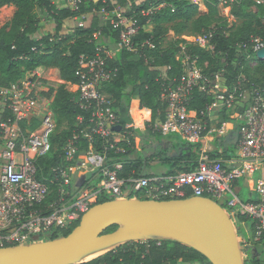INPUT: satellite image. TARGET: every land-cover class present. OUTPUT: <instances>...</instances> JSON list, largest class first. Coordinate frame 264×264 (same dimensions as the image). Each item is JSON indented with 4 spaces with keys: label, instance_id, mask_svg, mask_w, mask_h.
<instances>
[{
    "label": "built area",
    "instance_id": "2783aa9c",
    "mask_svg": "<svg viewBox=\"0 0 264 264\" xmlns=\"http://www.w3.org/2000/svg\"><path fill=\"white\" fill-rule=\"evenodd\" d=\"M61 1L64 8L76 11L84 0H57L56 3ZM234 1L221 0L219 7L231 9ZM262 2L257 0L258 4ZM121 10L116 8L113 15L117 20L112 19L114 27L121 28L119 44L115 48L99 44L93 59H81L76 72L78 83L66 85L81 108L90 113L89 125L82 132L90 142L89 151L78 153L77 134L63 149L66 160L71 162L77 158L78 165L52 167L51 180L39 178L43 174L39 161L53 148L51 136L56 131V119L52 109L54 95L48 96L52 86L38 69L27 73L19 82L0 88V116L6 111L11 116L7 121L0 120V249L53 240L58 233L80 222L103 196L112 200L157 201L209 198L225 210L234 224L240 216L251 219L257 240L264 234V176H257L264 169V88L250 84L244 75L229 84L224 70L205 74L199 56L189 54L186 47L214 51V31L183 37L185 43L180 44L176 57L183 66V76L175 86H162L161 100L166 104L164 121L152 124L150 116L143 120L142 127L133 121L123 126L124 119L115 112L113 100L100 89L116 76L110 68V59L122 49L133 50L138 29L133 20L120 15ZM230 12L222 16L235 22ZM101 14L106 19L112 15L104 9ZM241 47L251 67L264 62V41L252 38L250 46ZM196 92L211 98L201 110L192 108ZM136 107L139 113L145 111L139 100ZM223 112L232 122H221ZM35 119L40 121L38 129L23 133L21 124L30 125ZM117 126L122 127L120 132L115 131ZM130 129L149 130L163 138L173 134L181 136L183 142L194 148L197 159L191 164L195 167L169 176L121 177L119 171L123 164L111 166L109 152H124L122 144L129 142ZM234 131L236 137L229 141ZM135 140L143 142L139 136ZM97 143L101 144V150L97 149ZM186 164L183 168L188 167ZM84 173L90 174L91 180H98L97 185L84 181L77 186L74 178ZM240 180H244V187L257 194V199L241 198ZM56 181L58 194L51 198L50 185Z\"/></svg>",
    "mask_w": 264,
    "mask_h": 264
},
{
    "label": "trees",
    "instance_id": "16d2710c",
    "mask_svg": "<svg viewBox=\"0 0 264 264\" xmlns=\"http://www.w3.org/2000/svg\"><path fill=\"white\" fill-rule=\"evenodd\" d=\"M57 0H0V9L13 6L16 11L13 18L0 28V88L8 87L24 78L29 72L39 68L56 69L63 84L57 88H51L48 96L54 95L52 109L56 119V131L51 136L52 151L40 161L43 174L39 178L52 179L51 168L60 166L69 168L78 165L76 158L67 161L64 155V147L75 135H79L78 153L85 154L89 151V140L82 135L83 130L89 125L90 113L81 108L75 94L66 89L69 83H78L76 72L80 67L81 59L90 60L96 56V48L104 44L111 48L120 42L121 28H115L112 19H116L113 12L116 8L125 10L124 16L135 22L138 29L133 38V50L122 49L110 59V68L116 72V76L108 83L101 85L100 89L114 102V110L122 119L131 107L132 100H139L142 110H150L152 124L156 121H164L166 104L161 100L163 84L176 85L183 76V66L177 60L181 43H185L183 36L205 35L214 31L213 44L215 50L203 49L188 45L187 52L197 55L200 65L207 75L225 71L228 83L232 84L244 75L246 80L255 86L264 88V62H259L255 67L248 64L244 48L250 46L252 38L264 41V0L258 4L257 0H235L231 5V16L235 22L229 24V20L222 16L220 10L221 0H201L206 12H200L199 5L192 0H98L82 1L78 10L59 8ZM160 6H163L159 8ZM112 14L107 21L101 10ZM37 10L47 12L53 20L56 28L55 35L45 34L41 38L37 35L42 30V24ZM151 11L148 15L147 13ZM112 18V19H111ZM81 19L82 26L72 29V32L63 33L66 21ZM148 27H151L149 30ZM170 33L175 37L169 39ZM98 34V39L95 38ZM108 42H105V39ZM242 50V51H241ZM248 53H251V50ZM192 108L203 109L211 98L198 92ZM133 110L137 107L134 106ZM150 114L148 111H142ZM11 118L8 111L0 116L1 121ZM82 119V122L80 121ZM231 121V118L223 112L221 122ZM128 123L124 119L122 125ZM40 126L39 119L32 120L30 125L21 124L23 133L28 130H36ZM129 142L123 143L124 152L112 150L109 152L111 166L122 163L119 171L121 177L140 176L144 160L153 161L155 158L163 162H188V167L183 171L192 170L197 159L193 147L185 142L179 143L183 149L178 151L168 136L171 145L166 151V144H162L163 137L152 134L149 130H129ZM151 134L157 143L153 145L154 152L150 158H141L137 154V136L145 138ZM236 137V131L229 141ZM97 149L101 150V144L97 143ZM191 164V165H189ZM54 175V174H53ZM85 181V180H84ZM98 180L94 181L97 185ZM52 196L58 194V181L51 184ZM246 194V192H245ZM107 196L100 197L94 205L111 201ZM240 222L245 223L250 231H253V244L246 251L251 252L250 258L245 264H264V234L258 240L255 238L254 222L245 217H239ZM79 222L68 229L58 233L54 239L69 235ZM118 226L106 230L114 232ZM79 264H211L208 258L194 247L176 240H148L132 241L110 252L94 258L93 260Z\"/></svg>",
    "mask_w": 264,
    "mask_h": 264
},
{
    "label": "water",
    "instance_id": "95a60500",
    "mask_svg": "<svg viewBox=\"0 0 264 264\" xmlns=\"http://www.w3.org/2000/svg\"><path fill=\"white\" fill-rule=\"evenodd\" d=\"M114 129L120 132L122 127ZM84 180L83 177L79 186ZM114 226L118 229L105 233ZM142 235L180 241L199 250L211 264H245L230 216L219 204L203 197L100 203L85 213L79 225L65 237L1 248L0 264H79L75 263L78 255L107 246L118 248Z\"/></svg>",
    "mask_w": 264,
    "mask_h": 264
},
{
    "label": "rangeland",
    "instance_id": "374dc122",
    "mask_svg": "<svg viewBox=\"0 0 264 264\" xmlns=\"http://www.w3.org/2000/svg\"><path fill=\"white\" fill-rule=\"evenodd\" d=\"M137 3H140L141 1L143 0H136ZM193 2H196L198 5H199V9H200V12L204 13L206 12V9L205 7L203 6V4L201 3V0H192ZM57 4V3H56ZM57 6L59 8H64V4L63 2L61 1L60 3L57 4ZM118 9V8H117ZM221 10V9H220ZM231 9H223L221 10V14H228V12L230 11ZM122 12L120 13L121 16L124 17V12L125 10H121ZM15 13V8L13 6H6V7H3L0 9V28L2 26H4L7 22H9L12 18H13V15ZM37 15L39 16L40 20H41V24H42V31H41V36L45 35V34H52V35H55L56 31H55V24L53 22V20L51 19V17L48 15V13L45 11H40V10H37ZM112 19V18H111ZM235 19V18H234ZM108 19H106L104 17V21H107ZM229 21L231 23L229 24H232L234 22L233 18L229 19ZM83 22L84 24V21H82L81 19H74V20H68L66 21L65 23V26H64V30H63V33H69V32H72L75 27L77 26H81V23ZM151 28V27H150ZM151 30V29H149ZM40 36V37H41ZM175 35L174 33H170V35L168 36L169 39H172L174 38ZM183 37H187V36H183ZM182 39H185L183 38ZM107 39V38H106ZM108 40V39H107ZM111 48H115L114 46H112ZM41 76L45 77L47 79V83L50 84V86H52L53 88H57L59 85H61V79L59 77V73L56 72V71H44ZM61 80V81H60ZM63 82V81H62ZM132 106H133V103L131 104V107L129 108L128 110V113H129V120L130 122H128L129 124H131V121H133L135 123V120H134V117L132 115ZM137 106V104H136ZM133 114H137L136 110H133ZM142 116V120H145V118L147 119V114L143 115L141 114ZM139 124V123H138ZM142 123H140L141 125ZM136 125V124H135ZM142 131H145L144 129H141ZM170 141L174 143V146L177 148L178 151H181L183 148L181 146H178L179 143L182 142V139H181V136L177 135V134H173L171 135V137H169ZM157 143L156 141V138L154 136H152L151 134H148L147 133V136L145 138H143V142H139L138 143V140H137V143H136V147H138L137 149V154L141 157V158H150L151 155L153 154L154 152V147L153 145H155ZM227 144L233 148V145L231 142H227ZM155 169L154 167H147L146 169V173H148L147 175L148 176H152V175H155L153 173H155ZM257 176L258 177H261L263 178L264 176V170L261 171V172H258L257 173ZM243 184L245 185V182L244 180H240V185L239 187L241 188L242 187V190L245 188L247 189V187H244ZM245 189L242 191H240V196L242 199H244L245 201L248 200V197H249V193L247 192L245 194ZM254 194V198H258L257 194L253 193ZM235 229H236V232H237V235H238V238H239V242H240V247H241V250H242V255H243V260L244 262H247L250 258V253L251 252H247L246 249L247 247H251L253 242V231H250L248 229V226L246 227V225H243L242 222H240V220L238 219L236 222H235ZM118 229V227H117ZM181 235V234H180ZM153 237V238H152ZM157 236V235H142L141 237L139 236L136 240L138 241H142V242H146L148 240H163L164 238H166L167 236ZM176 236H172V238H175ZM182 237V235H181ZM117 248V247H115ZM112 250V249H111ZM110 251V250H108ZM106 251V252H108ZM75 263H80V262H75Z\"/></svg>",
    "mask_w": 264,
    "mask_h": 264
},
{
    "label": "crops",
    "instance_id": "0c3cea01",
    "mask_svg": "<svg viewBox=\"0 0 264 264\" xmlns=\"http://www.w3.org/2000/svg\"><path fill=\"white\" fill-rule=\"evenodd\" d=\"M15 8V7H14ZM15 11H16V8H15ZM42 31V30H41ZM42 34H41V32L37 35V38H41L42 36H41ZM41 36V37H40ZM44 36V35H43ZM105 42H108V40L107 39H105ZM56 71V72H58L56 69H46V68H39L38 69V73H40V74H42L44 71ZM59 73V72H58ZM61 81V80H60ZM134 101V102H133ZM132 103H133V106H132V115H133V117H134V120H135V124H136V126H138V127H142V124L140 125V123H142L143 122V120H142V116H141V112L139 113L138 112V109H137V114L135 115V114H133V107L134 106H136V104H137V100H132ZM145 111H148L149 113H151V111L150 110H145ZM150 116H151V114H150ZM122 117H123V119H127L128 120V122L130 121L129 119V113H128V111H127V113L126 114H123L122 115ZM139 123V124H138ZM29 131V130H28ZM162 144H166V146H165V148H164V150L166 151L168 148H170V144H169V141H168V137H166V138H164L163 139V141H162ZM145 159V158H144ZM187 162L186 161H182V162H179L178 164H175L174 162H172V163H169V162H163V161H161V159H159V158H155V159H153V161H145L144 160V164H143V166H142V169H141V175H144V176H146V177H150V176H148L147 174L148 173H146V169H147V167H149V166H151V167H154V168H156L155 169V173H153V174H155V175H152V176H169V175H176V174H178L179 172H182L183 171V166L185 167L187 164H186ZM264 170V169H263ZM85 178L86 180L85 181H91L93 184H94V180H91L90 178H91V175L90 174H79V176H76L75 178H74V180H75V184L77 185V186H79V183H80V180L82 179V178ZM245 189V188H244ZM243 189V190H244ZM242 190V191H243ZM245 192L247 193H249V197H248V200H246V201H251V200H255L256 198H254V194H253V192H251V191H249L248 189H245ZM244 200V199H243ZM245 201V200H244ZM243 225H246L245 223H242ZM247 227V226H246Z\"/></svg>",
    "mask_w": 264,
    "mask_h": 264
},
{
    "label": "bare ground",
    "instance_id": "6f19581e",
    "mask_svg": "<svg viewBox=\"0 0 264 264\" xmlns=\"http://www.w3.org/2000/svg\"><path fill=\"white\" fill-rule=\"evenodd\" d=\"M8 7V6H7ZM182 235V234H181ZM180 235V236H181ZM141 237V236H140ZM163 237V236H162ZM161 237V238H162ZM153 238V237H152ZM182 238H184V236L182 235ZM115 248V245L113 246H107V247H103V248H99V249H96V250H93L91 252H88L87 254H84V255H78L75 259V262H87V261H90V260H93L94 258L104 254L106 251L108 250H111Z\"/></svg>",
    "mask_w": 264,
    "mask_h": 264
}]
</instances>
